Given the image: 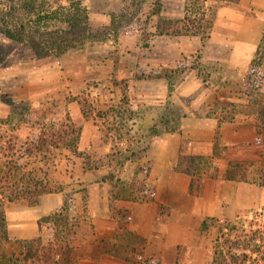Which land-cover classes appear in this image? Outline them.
Masks as SVG:
<instances>
[{
    "label": "rangeland",
    "instance_id": "374dc122",
    "mask_svg": "<svg viewBox=\"0 0 264 264\" xmlns=\"http://www.w3.org/2000/svg\"><path fill=\"white\" fill-rule=\"evenodd\" d=\"M47 1L65 4L63 0ZM188 1L161 0V13L154 14L159 0H134L131 16L122 22L112 23L111 15L124 12V8L131 5L132 0H83L89 10L87 32L85 34L84 30V38L75 40L76 46L61 55L41 57L24 44L0 35V134L15 129L16 132L13 133L26 137L33 130L32 124L21 112L24 109L42 104L55 109L56 114L61 112L60 109H66L83 126L85 123V125L91 123L93 125L90 124L91 128L96 127L99 142L94 148L88 147L82 150L90 152L93 158L98 159L111 150L103 135L106 124L99 119H85L83 114L82 118H78L76 115L82 113L81 106L79 102L69 100L77 94L91 93L89 97L94 99L95 106L105 109L108 105L120 104L123 100V88L126 87L128 90L129 107L133 111L128 126L133 127V133L137 132L135 149L138 155L135 158L139 153L142 154L143 158L140 162L138 159L135 160L136 163L129 161L125 168L116 169L115 179L103 181L102 179L115 168L104 164L98 169H89L83 156L73 154L67 149L57 152L55 156L52 155L55 157L53 176L64 185V190L57 193H63V203L66 200L72 201L70 214L79 219L89 220L93 212L101 211L98 216L101 224L108 220L105 217L115 222V228L112 230L87 228L83 236H80L75 264H105L103 258L107 253L133 258L132 261L130 259L127 261L128 264H146L148 259L159 257L151 254L156 246L153 241L156 239L155 236L151 241L150 238L138 236L137 233L129 230L131 213L122 200H131L128 196L131 180L129 178L137 172V163L150 165L154 137L165 133L166 129L178 127L181 114L194 108L199 109L200 112L210 111V113L223 110L224 118H235V113L242 112L246 114L244 117L247 119H253L256 135L255 144L246 149L240 158H237L239 160L223 172L225 179L240 177L249 184L245 188V195L238 200L239 205L235 206L238 201L225 200L227 214L224 216L209 215L193 218V223L198 226L192 228L194 243L191 251H199L198 257L184 262L178 261L177 264H209L214 261L216 250L220 249L225 236H236L239 233L251 237L264 229V185H262L264 145L258 143V118L252 108L254 100L243 90L244 83L249 78L251 62L245 69H241L243 72L246 71L245 74H240L236 68L217 67L203 62L207 52L205 48L211 44V37L181 38L156 34L159 18L183 16ZM208 5H219V9L228 6L229 12L225 11L229 15H237L236 21L245 20L249 25L256 24L257 19L264 21V0L219 2L208 0ZM59 15L61 18L50 21L40 34H48L47 31L58 28L69 29L67 23L63 21V14L59 13ZM226 28L223 21L218 26L219 43H223L222 40L228 38L224 34ZM262 29L257 48L262 41L264 47V27ZM231 37L232 40L235 39V36ZM262 53L264 54V48ZM159 58L161 61L164 60L165 64L157 63ZM166 68H179L185 71L171 81L165 78L139 76ZM227 72L229 77L225 78ZM143 79L166 81L169 95L167 100L160 104H141L136 101L134 95L148 89L132 85L134 81ZM199 79L201 84L195 88ZM224 79L226 82L223 81ZM206 86L217 89L218 93L226 97L213 99L215 96L213 94L208 103L197 108L198 94H188L187 98V95L181 92L183 88H192L191 91L199 90L206 93L208 90L205 89ZM56 102L62 107L57 106ZM58 117V115L54 116L53 119L57 121ZM167 119L170 122H167ZM94 134L92 131L86 132L85 139H93ZM214 161L212 158L204 157L203 163L196 164L195 179L198 181L195 187L199 193L211 189L213 186L211 178L219 177V173L214 170ZM148 183L154 189L150 178ZM251 187L255 189L252 190ZM253 194L254 196L251 197ZM56 203L53 192L43 194L38 203L27 200L6 201L4 208L13 240L2 243L0 253L19 251L21 241L37 235L49 237L52 234V227L45 217L57 209ZM162 209L164 212L165 207L163 206ZM235 223L239 225V230H229L231 224ZM181 248L183 251L187 247L181 246ZM121 262L125 264V261ZM116 263L112 260L106 261V264ZM250 263L251 261H248V264ZM56 264L62 263L58 260Z\"/></svg>",
    "mask_w": 264,
    "mask_h": 264
},
{
    "label": "trees",
    "instance_id": "16d2710c",
    "mask_svg": "<svg viewBox=\"0 0 264 264\" xmlns=\"http://www.w3.org/2000/svg\"><path fill=\"white\" fill-rule=\"evenodd\" d=\"M222 1V0H218ZM40 2V3H39ZM63 3L47 0H2L0 2V35L18 41L29 47L41 57H49L67 53L76 46L75 40H82L87 32L89 10L83 0H63ZM48 4V5H46ZM46 5V6H45ZM131 5L124 8V12L112 14V23L123 21L133 13ZM219 5H208V0H189L185 7V14L181 17H160L156 27V34L167 36H200L203 39L211 37ZM154 14L161 13V0L155 7ZM131 12V13H130ZM68 28H58L40 34L50 21L61 18ZM38 35V36H37ZM263 41L251 61L249 78L244 83V93L253 98L252 108L257 116L258 143L264 145V54ZM185 69L166 68L139 75L143 78H165L171 81ZM91 93L77 94L69 101L79 102L85 119L102 120L105 142L111 150L98 159L90 152L81 150L79 143L83 131V124L77 122L66 109L57 111L44 104L30 107L21 111L24 118L32 124L33 130L21 137L13 131L0 134V245L11 242L6 210V201H32L38 203L45 193L62 192L64 185L53 176L54 154L63 149L85 158L89 169H98L104 164L115 168L102 180L115 179L116 169L125 168L127 163L136 159L141 161L143 155H138L135 149L137 132L128 126L133 111L129 107V94L123 88V100L120 104L98 108ZM57 106L61 104L57 103ZM59 116L57 121L54 116ZM128 116V117H127ZM222 120V119H221ZM170 122L169 119L166 120ZM9 122V120H7ZM98 124V123H96ZM180 125L169 130H179ZM140 143V140H138ZM54 155V156H52ZM41 161V165H40ZM187 173L193 177L192 188L198 181L196 164L204 161L199 155H184L179 159ZM122 167V168H121ZM179 167H176L179 169ZM119 170V169H118ZM151 165L137 163V172L129 181L130 197L134 201L146 202L154 200V189L148 183ZM117 184V183H116ZM264 185V183H262ZM118 186V185H117ZM72 201L67 200L54 212L45 218L52 227L49 237L37 235L20 242V250L11 253H0V264H75L77 249L80 246V236H83L88 219H79L71 215ZM237 223L231 224L229 230H239ZM244 231V229H242ZM83 232V233H82ZM239 233L236 236H225L220 249L216 250L214 261L209 264H264V229L254 236ZM146 264H169L159 257H153Z\"/></svg>",
    "mask_w": 264,
    "mask_h": 264
},
{
    "label": "crops",
    "instance_id": "0c3cea01",
    "mask_svg": "<svg viewBox=\"0 0 264 264\" xmlns=\"http://www.w3.org/2000/svg\"><path fill=\"white\" fill-rule=\"evenodd\" d=\"M225 10L229 12V7L218 8L213 34L211 33V44L205 48L207 52L203 62L217 67L236 68L240 74H245L246 71L243 72L241 69L247 67L256 53L258 38L263 31L264 21L257 19L256 24L250 23L249 25L248 21L245 20L237 19L238 21H236L237 15H229ZM256 16H258V13ZM222 21L223 25L227 27L224 34L228 38H224L223 43H219L218 26ZM231 36H235V39L232 40ZM156 62L165 64V61H161L160 58ZM226 76L229 77L228 72L225 74V78ZM200 84L199 79L196 81L195 88ZM132 86L148 89L134 95L135 100L141 104H160L169 97L167 82L163 80H136ZM208 86L205 87V89H208L206 93L199 90L191 91L192 88H183L181 92L187 95V98L189 95L198 94L197 108H201L203 104L208 103L211 97L214 96L213 94H215L213 99L226 97L218 93L217 89ZM195 109L181 114L179 130L166 129L165 133L154 137L151 146V174L149 176L154 185V200L151 202H138L132 200L131 197V200H122L127 204L131 213V220L128 223L129 230L135 234L137 233L138 236L150 238L151 241L155 236L156 241H153L156 246L151 254L159 256L165 263L169 264H177L178 261L184 262L187 259L198 257L199 251H191L194 243L192 228L198 226L193 223V218L209 215L224 216L227 214L225 200L233 202L240 200L245 195V188L249 185L240 177L225 179L223 172L230 165L237 162L239 160L237 158H240V155L246 149L255 144L256 127L253 119H247L244 117L246 114L242 112L235 113V118H224L223 110L210 113V111L200 112L199 109ZM82 114L78 113L76 116L82 118ZM85 124L79 143L81 150L88 147L94 148L95 144L99 142L96 127L91 128V123ZM90 131L95 133V137L91 140L85 139L86 132ZM182 154L199 155L215 160L214 170L219 173V177L211 178L213 186L207 192L199 193L195 186L192 188L193 177L185 171V164L179 167V159ZM176 167H179V169ZM253 185L251 184V186ZM251 188L252 190L255 189L254 187ZM53 193L57 200L55 207L58 208L63 203L64 196L63 193ZM128 196H130V193H128ZM239 203L240 201L235 206H238ZM163 206L165 207L164 212L162 211ZM100 212H93L92 218L90 217L84 226L90 230L91 228L114 229L115 222L110 220L109 217H105L108 220L101 224V220L98 219ZM82 240L86 242L84 237H82ZM181 246L187 248L181 251ZM129 259L132 261L133 258H123L116 254L107 253L103 258V262L106 264V261L112 260L116 261V264H122L121 261H125L124 263L128 264Z\"/></svg>",
    "mask_w": 264,
    "mask_h": 264
}]
</instances>
